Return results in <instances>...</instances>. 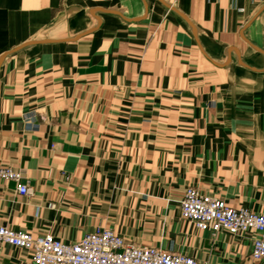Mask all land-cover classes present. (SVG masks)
Instances as JSON below:
<instances>
[{
  "label": "crops",
  "instance_id": "crops-1",
  "mask_svg": "<svg viewBox=\"0 0 264 264\" xmlns=\"http://www.w3.org/2000/svg\"><path fill=\"white\" fill-rule=\"evenodd\" d=\"M0 166L31 188L0 180V223L33 237L264 264L180 214L189 186L264 213V0H0Z\"/></svg>",
  "mask_w": 264,
  "mask_h": 264
},
{
  "label": "built area",
  "instance_id": "built-area-1",
  "mask_svg": "<svg viewBox=\"0 0 264 264\" xmlns=\"http://www.w3.org/2000/svg\"><path fill=\"white\" fill-rule=\"evenodd\" d=\"M23 170L0 166V180L14 181L19 194H31ZM180 214L195 228L232 236L251 235V257L264 258V213L247 207L235 208L220 197L201 192L196 186L185 189ZM0 244L31 252L32 264H207L192 256L125 240L111 228L97 226L73 242H64L48 232L33 237L0 223Z\"/></svg>",
  "mask_w": 264,
  "mask_h": 264
}]
</instances>
